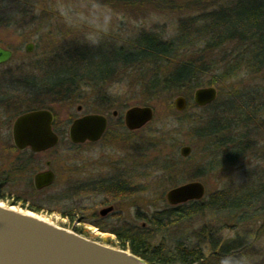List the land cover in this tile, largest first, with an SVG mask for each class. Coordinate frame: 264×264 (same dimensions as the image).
<instances>
[{
    "label": "rangeland",
    "instance_id": "1",
    "mask_svg": "<svg viewBox=\"0 0 264 264\" xmlns=\"http://www.w3.org/2000/svg\"><path fill=\"white\" fill-rule=\"evenodd\" d=\"M200 1L204 4H198V0H29L31 8L25 21L0 27V45L13 51V58L0 66V91L13 95L16 101L21 98L20 102H30L32 106L39 103L32 100L34 95H44L40 102L53 111L55 127L61 132L58 146L38 155H30L28 151L18 152L12 143L0 142V176L8 180L4 187V200L0 199L1 205L33 213L58 227L77 230L85 237L110 247L128 249L120 246L113 236L97 231L88 221L82 220L85 225L77 224L76 218L67 222L60 215V212H66L77 214L79 218H90L94 208V202L85 199L89 196L80 195L77 202L67 199L72 194L59 182L66 172L73 175L91 172L99 178L116 176L115 173L118 172L122 174L119 180H124L120 185H125L128 193L126 207L131 208L130 217H138L137 223H130L135 225L128 229L131 228L135 236L140 234L139 237H146L147 246L163 253L195 249L201 254H213L208 249L206 239L202 241L201 238L202 234L206 235L211 229L217 243L216 254H221V247L236 246V240L242 248L246 246L240 253L235 248L229 253L248 254L246 257L232 261L226 256L224 258L228 260L223 264L264 262V116L261 117L259 132H249V128H242L236 133L232 130L226 133L227 139L224 140L228 141L225 151L230 152L228 163L222 156L223 147L212 145L206 136H198L191 124L200 117L206 121L213 108L220 118L222 107L226 103L234 104L236 100L244 103L248 100V94L257 95L259 91L262 92L264 67L252 74L239 69V73L232 77L231 73L223 71L229 58L237 53V42L226 41L208 48L201 57L206 64V72H202L200 80L203 87L213 86L217 89L218 95L213 102L216 104L201 112L196 109L201 107H195L192 101L194 89L185 88L182 89V96L188 100V110L177 112L173 101L178 94L174 95L162 88H153L145 94V77L155 73L154 69H157L145 61L151 60L153 56L146 57L145 63L131 67L127 64V61L135 59L134 50L145 42L149 44L153 41L141 34L149 33L177 43L180 27L186 19L192 18L190 23L195 25L201 16L212 13L219 6L222 10L226 4L232 3V0ZM262 3L264 0L248 2L235 10L243 13L241 19L247 23V12ZM221 10L214 16L216 18H207L202 23V30L214 31L215 35L221 33L220 29L226 21L225 18L219 20ZM245 13L247 14L244 15ZM236 17L230 14L227 18L232 29L236 28ZM198 37H189L186 43L190 46L186 48L179 45L177 47L182 49L178 51H189L188 55L193 52L201 54L204 42L190 44L192 39ZM28 43L34 46L31 53L25 52ZM130 45L134 50H130ZM252 48L257 51L258 44H253ZM228 52L229 58L225 60L224 53ZM110 68L115 70L99 85L100 92L108 97L105 105L104 102L101 105L99 102L93 103L96 87L92 83L87 85L89 82L85 77L79 78L74 95L66 100L61 99V102L42 94L45 91L56 94L65 92V87L73 80V73H83L90 77V74L96 72L102 73L104 77L95 76V79L105 78ZM159 71L156 74H160L163 69ZM23 73H26L25 76L31 75L26 79L27 84L14 83ZM33 84L34 89L31 87ZM25 96L28 99H23ZM77 97L80 98L79 104ZM79 105L82 106L81 112L77 110ZM131 106H150L154 111L153 119L138 131H128L123 124V113ZM17 107L15 113L13 110L6 111L11 122L26 110L27 105L21 109L19 105ZM95 109H101L100 111H104L101 113L109 115L107 135L98 143L74 146L67 134L71 121L81 114L93 113ZM114 110L118 112L116 117H112ZM238 133H242L243 137L245 133L249 135L244 144L233 142ZM7 134L8 130H1L0 138H6ZM228 137L232 140L229 141ZM219 144L223 143L218 142L217 145ZM185 146L190 147V154L182 157L180 149ZM234 152H237V156L233 158ZM20 159L29 160V168L16 176L12 175V178H5L7 174L2 172L10 170L11 164L13 166ZM46 160L51 161L59 181L46 191L36 192L29 187L28 182L32 173L45 168ZM196 180L205 187L202 198L204 208L209 201L217 199L220 202L224 195L231 193L227 201H221L220 207H240L238 205L245 204L243 207L247 214L223 211L212 213L205 208L200 215H190L186 219L177 220L174 215L171 219L163 218L171 209L175 212L177 208L186 207V204L170 206L165 198L168 190ZM249 182L251 184L248 191L243 190ZM82 183L81 187L92 186L88 181ZM249 197L253 198L250 203ZM17 201L19 203L16 204ZM30 203L41 206L42 210L34 212L28 208ZM251 205L253 207H247ZM253 210H256L255 214ZM142 222L146 225L143 230L140 226ZM113 228L119 232L126 229Z\"/></svg>",
    "mask_w": 264,
    "mask_h": 264
},
{
    "label": "trees",
    "instance_id": "2",
    "mask_svg": "<svg viewBox=\"0 0 264 264\" xmlns=\"http://www.w3.org/2000/svg\"><path fill=\"white\" fill-rule=\"evenodd\" d=\"M211 0H208L210 2ZM227 1V0H225ZM262 0H232L231 4H226L222 10L220 9L221 6L218 8H215V10L212 13H209L207 15H203L200 18H198L197 22L194 24L190 23V20L193 19H186L184 21V24L181 25V33L178 36L177 43L174 41H166L161 39L160 37L156 35H152L149 33H144L141 35L147 36L148 38H152L153 41L151 43L145 42L143 45L138 47L136 50L132 49L130 45V50H134L135 53V59H132L130 61H127V64H130L131 66H134V64L138 63H145L149 62L153 67H157V69H154L153 74L148 75V77H145L146 84H145V94H148L153 88H162L165 91H170L172 94H178L182 95L184 91L182 89L185 88H193L194 90L200 87H203L201 84V75L202 72H206V64L201 59L203 57V53L207 51V49L211 47H215L217 44L225 43L226 41L230 42H237L236 50L237 53L233 55L231 58H229L228 53H224V57L226 56V59L229 58V60L226 63V66H224V73H231L232 77L237 75L240 70H245L248 73H255L259 68L264 67V3L258 4L257 6H253L247 13V23L242 21L241 16H243V13H237L239 6H242L245 3H256L260 2ZM198 4H204L200 0H198ZM31 8V4L29 0H0V27H9L11 25H15L20 21H25L27 18V14L29 13ZM238 9L237 11L235 10ZM222 11L220 14V21H222L223 18H225V22L223 23V26L220 29L221 33H218L215 35L214 31L208 32L203 29L202 23L207 18H216L214 16L218 15L219 11ZM227 12L228 14L224 13ZM231 12H235L236 14H232ZM230 14L232 16H237V24L236 28L232 29V24H229L230 20H227L228 17H230ZM224 16V17H223ZM191 24V25H190ZM233 30V31H232ZM193 35H198V38L192 39L190 44L195 45L198 43L204 42V46L201 49V54L193 52L191 55H188L187 52L180 53L178 50L182 49L181 47H177L179 45L186 46V48L190 45H188L186 42L189 41V37H192ZM251 37V38H249ZM256 37V40L254 39ZM198 39V40H197ZM257 43L258 48L257 51L252 48V45ZM195 47V46H192ZM148 56H153L151 60H147L144 62L145 58ZM124 63V62H123ZM165 63V64H163ZM212 63V62H211ZM163 71L161 72V70ZM240 69V70H239ZM110 71L107 72V75L105 78H96L95 76L104 77L102 73H94L93 75L90 74V77L87 76V74H77L73 73V80L71 83L65 87V92L59 94V93H53L50 92H43L42 94H47L49 96H52L55 98V100H58V102H61L60 100L65 98V100L71 96L74 95L77 87L79 78L85 77L88 79L87 85L93 84L94 87H96V93L94 96V102L93 103H100L101 105L104 102V105L108 102V97H106L105 94L100 92V86L102 82H105L107 80V77L109 78L112 74V72L115 70L114 68H110ZM160 70V71H159ZM161 72L160 74H156L157 72ZM26 74V73H25ZM25 74L23 73L22 76H20L19 79H17L14 83L24 85L26 83ZM94 76V77H91ZM99 79V80H97ZM95 81L96 83H94ZM8 82V81H7ZM211 85V83H209ZM161 86V87H159ZM32 89L35 88L34 84L31 86ZM24 89L28 90V87H25ZM154 89V90H155ZM264 92V90H262ZM261 91H259L257 95L248 94L247 99L244 103H239L238 100L233 103H226L224 107H222V114L220 118H218L216 109H211L212 114H208V118L206 121H203L202 117L198 119L197 121L191 122L192 127L194 126L195 131H197L198 136H206L209 141H211L212 145L214 146H220V148L223 147L222 151L225 157L227 159V163L230 160V152L225 151L227 141L224 139H227L226 133L228 134V131L232 130L233 132H237L238 129H248L249 132H259L260 126L262 123V118L264 115L262 113L264 112V94H262ZM33 96V95H32ZM44 95H34L32 97V100H37L39 103H41V97ZM46 96V95H45ZM76 98V97H75ZM235 98V96H234ZM80 98L77 97V103H81ZM31 101V100H30ZM232 101V100H231ZM37 104L36 106H32L26 103L27 109H38V108H47L45 104ZM194 104V103H193ZM216 104V103H215ZM214 103L207 107L197 108L196 109L201 110L203 112L204 110H207L209 107L214 106ZM194 107V108H195ZM104 112L100 111L101 109H95V112ZM188 110V108L185 110V112ZM216 115V116H215ZM205 122V123H204ZM231 127V128H230ZM244 129V130H245ZM225 131V132H224ZM224 133V134H223ZM255 135V134H254ZM252 135H250V138ZM229 141L232 140V138ZM249 138V135L245 133V137H243L242 133H238L234 136L233 142L237 144H244L243 142ZM236 140V142H235ZM218 142H222L223 144L217 145ZM216 144V145H215ZM237 152H234L233 158L237 156ZM29 160H18L15 164V166L18 168L15 172L16 174H20L23 172L29 164ZM28 169V168H27ZM7 175H12L11 171L7 173ZM197 177V176H196ZM194 177L195 179H197ZM8 180H4L0 176V199L4 200V190H5V183ZM197 181V180H196ZM252 182V181H251ZM251 182L249 184H246L242 189L245 191H248ZM241 192V191H240ZM261 192V190H259ZM239 193V192H238ZM231 193H227L224 195L220 202L217 199L209 201L207 204V208L210 212H236L237 214L241 215L242 213L247 214V212L244 209V205H238L240 207H225L222 205L220 207L221 201L225 200L227 201L228 195ZM255 194V192H254ZM237 195V194H236ZM239 198V197H238ZM250 201L248 203L253 201L252 197H249ZM18 202H16L17 204ZM204 204L202 199L200 201H191L186 204L185 208H177L175 212H172V210L168 211V214L166 217H163L165 219H171V216L174 215L177 217V220L182 218L186 219L190 215L197 216L200 215L204 210ZM247 207H253L247 206ZM34 212H40V210H33ZM254 214L256 213V210L254 211ZM252 214V216L254 215ZM154 221H158L157 219H154ZM160 221V219H159ZM212 228V227H210ZM75 232H78L77 230H74ZM80 233V232H78ZM214 231L211 229L207 231L206 235H201V238L206 239L207 243L209 244V251L210 253L213 252V254H201V252L198 250H183L178 249L177 252H160L157 248H152L150 246L142 247V249L138 248H132L130 251L136 255L142 258L146 263L148 264H223L227 262V260L234 261L235 258L237 260L242 259L246 257L248 254H229L230 251L235 248L238 249L237 252H242L243 248L240 246V242L235 241L236 246H233L231 248H219L221 254H216L215 247H217V243H215V236H213ZM207 237V238H206ZM203 243V242H202ZM223 252V253H222ZM228 257V259H225L224 257ZM260 264H264L263 260Z\"/></svg>",
    "mask_w": 264,
    "mask_h": 264
},
{
    "label": "water",
    "instance_id": "3",
    "mask_svg": "<svg viewBox=\"0 0 264 264\" xmlns=\"http://www.w3.org/2000/svg\"><path fill=\"white\" fill-rule=\"evenodd\" d=\"M33 44L28 43L25 51L31 53ZM12 52L0 46V64L8 62ZM217 97L213 86L194 90L192 100L198 107L211 104ZM187 99L178 95L173 106L177 112L187 107ZM80 109V108H79ZM78 109V110H79ZM113 116L117 111H113ZM150 106H131L123 113L124 125L129 131L141 129L153 119ZM53 114L47 109L32 110L19 115L12 124V141L18 151L30 149L34 153L44 152L58 143L52 130ZM107 119L98 113L86 114L72 121L68 138L72 144L96 142L104 134ZM190 147L180 149L187 157ZM49 164V163H48ZM54 181L51 170L34 175L36 190L50 186ZM205 187L199 181H190L168 190L166 201L171 206L201 200ZM111 208L102 210V214ZM0 264H148L129 250L99 243L72 230L58 227L33 213L15 210L0 204Z\"/></svg>",
    "mask_w": 264,
    "mask_h": 264
},
{
    "label": "flooded vegetation",
    "instance_id": "4",
    "mask_svg": "<svg viewBox=\"0 0 264 264\" xmlns=\"http://www.w3.org/2000/svg\"><path fill=\"white\" fill-rule=\"evenodd\" d=\"M3 48L10 50L12 52V57H13V51L11 49L6 48V47H3ZM30 76L31 75H26L25 78H28ZM20 99L21 98H18L19 101L18 100L16 101V98L13 95H11V94L9 95V94H6L5 92L0 91V132H1V130H5V131L8 130L9 131V134H7L6 138H4V139H1L2 134L0 135V137H1L0 142L6 141L8 143H12V145H13L12 134H11L12 124H13L14 120L19 115H21L27 111H30L26 107V110L19 113L11 122V120H10L11 118H8L6 111L13 110V112L15 113V112H17V109H18L17 106L18 105H19V109H21L24 105H26V103L24 101L20 102ZM23 99H28V96H25ZM207 106H209V105H207ZM77 110H78V112H81L82 106L79 105L77 107ZM52 113H53V111H52ZM93 113H98V112H93ZM86 114H92V113H84V114L77 116L76 118L82 117ZM98 114L104 115L107 119V127H106L104 134L96 142H85L83 144H76L74 146L77 147V146H81L84 144H95V143H98L100 141H103V139L107 135L108 129L110 127V122H109L110 119H109V115H107V114H104V113H98ZM116 116H113V114H112V117H116ZM53 117H54V119L52 122V130L58 136L57 145L46 150V151H44V152H40V153H33L30 150H25V151H28L30 153V155H38V154L46 153V152L56 148L58 146V144L60 143L61 132L59 131V129H57L55 127V115H54V113H53ZM136 131H138V130H136ZM25 151H22L21 153H23ZM44 166H45L44 169L40 168L39 170L32 173L31 174L32 176L30 178V182H28L29 187H32V189L36 192L46 191V190L52 188L56 184V182L59 181V178L56 175V172L54 171V169L52 167L51 161L46 160L44 163ZM25 168H29V164ZM17 169L18 168L15 166V164H13V166L11 164L10 170L3 171L2 173L7 174L9 171H11L12 175L16 176L17 174L15 172L17 171ZM47 170H51L54 174L53 183L48 187H45V188L40 189V190H36L33 186L34 175L38 172L47 171ZM115 174H116V176H113V175H112V177L111 176H103V177L100 176V178H99L97 176V174L91 173V172H88V173L87 172H78V173H75L74 175L72 173L66 172L64 177H62L59 182L64 186L66 191H68V192H70V194H72V196L67 197V199H70L73 202H75V201L77 202L78 197L80 195H86L87 197L88 196L89 197L85 198V199H88V200H91L94 202V208L92 210V215L90 216V218H85V219L83 217L79 218L77 214H74V213L69 214L66 212H60V215L63 217V220H65L67 222H71L74 220V218H76L77 224L82 223L85 225V223L82 222V220L88 221L89 224L91 226H94L95 229L97 231H99L100 233L111 235L114 238H116L117 242L119 243L120 246H122L124 248H128L129 250H131L132 248H138L141 250L142 247H146L148 245V240L146 237H139V236H141L139 233H138L139 234L138 236L137 235L135 236V234L130 230L131 228L128 229V227H133L135 225V224L130 225V223H137L138 217H137V219L130 217L129 213H130L131 208L126 207V205H127L126 194H128V193H126L127 192L126 188H125L126 186L120 185V183L122 184L124 180H119V179H121L120 177H122V174H119L118 172H116ZM12 175H6L5 178H10ZM83 175H85V176H83ZM83 179H85V180H83ZM83 181H88L90 184H92V186H82L81 187V183ZM82 184H85V182ZM17 202L19 203V201H17ZM28 208H30L31 210H42L41 206L34 205L32 203H30L28 205ZM106 208H111V210L102 214V210H104ZM171 210H173V209H171ZM135 216H137L136 212H135ZM140 226H141V230L146 228V225L144 222H142ZM113 227H126V229L120 230L121 232H119L118 230H116Z\"/></svg>",
    "mask_w": 264,
    "mask_h": 264
},
{
    "label": "bare ground",
    "instance_id": "5",
    "mask_svg": "<svg viewBox=\"0 0 264 264\" xmlns=\"http://www.w3.org/2000/svg\"><path fill=\"white\" fill-rule=\"evenodd\" d=\"M217 94H218V91H217Z\"/></svg>",
    "mask_w": 264,
    "mask_h": 264
}]
</instances>
